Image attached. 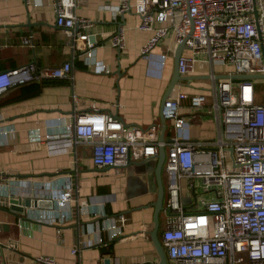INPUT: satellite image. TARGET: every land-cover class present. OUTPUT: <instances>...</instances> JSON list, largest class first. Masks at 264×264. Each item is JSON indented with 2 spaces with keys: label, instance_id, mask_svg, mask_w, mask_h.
I'll return each instance as SVG.
<instances>
[{
  "label": "built area",
  "instance_id": "1",
  "mask_svg": "<svg viewBox=\"0 0 264 264\" xmlns=\"http://www.w3.org/2000/svg\"><path fill=\"white\" fill-rule=\"evenodd\" d=\"M118 1V16L132 13L139 19V30L152 32L141 55L150 54L169 35L176 45L185 40L178 75L189 78L199 65L209 68L205 89L196 94L175 90L159 112L163 125L130 126L117 115L92 106L63 126L49 127L45 136L38 128L30 130L28 142L73 139L75 145L90 148L92 164L99 170L123 168L128 160L156 159L159 148H164L162 214L167 228L161 234V244L168 262L264 264V103L257 102L261 99L256 88L259 79H232L264 76V0ZM52 2L55 25L68 38L69 47L77 56L90 60L98 46L97 40H89L95 36L93 22L67 17L62 0ZM109 43L118 52L124 49L121 29L110 36ZM86 66L97 75L111 72L101 62ZM219 67L225 70L217 71ZM71 71V62L42 69L30 62L0 72V98L31 82L71 80ZM183 102H187L188 114L203 113L211 119L216 127L214 138H191L187 117L182 114ZM13 136L12 127L0 128V147L11 144ZM73 177L69 172L36 181L0 175V197L51 201V210L29 208L18 219L62 226L73 220V204L77 203ZM183 189L193 196L194 212H186ZM104 205L91 198L79 209L80 214L102 221L84 226L83 237L71 255L80 248L110 245L122 235L126 216L110 215ZM107 260V264H120L117 259ZM33 264L60 263L38 256Z\"/></svg>",
  "mask_w": 264,
  "mask_h": 264
},
{
  "label": "crops",
  "instance_id": "2",
  "mask_svg": "<svg viewBox=\"0 0 264 264\" xmlns=\"http://www.w3.org/2000/svg\"><path fill=\"white\" fill-rule=\"evenodd\" d=\"M118 3V0H62L67 17L76 16L94 24L98 46L86 61L72 51L68 38L56 27L52 0H0V72L30 62L40 69L56 68L65 62L72 64L71 80L46 86L37 96L0 109V128L14 130L11 144L0 147V175L47 181L56 174L72 172L77 198L73 204V220L62 226L14 219L0 211V223L9 225L8 232L0 233V245L6 246L0 247V264H33L38 256H48L60 264H103L108 258L117 259L120 264H157L159 261L150 240L153 226L150 204L156 200V159L131 161L133 164L125 168L100 171L92 164L90 148L75 145L73 139L39 143L27 140L30 130L38 128L45 136L49 127L63 126L76 114L89 112L92 106L100 112L117 115L130 126L148 127L160 122L162 99L173 72L174 38L169 35L150 54L142 56L141 49L152 32L139 30V19L132 13L118 16L115 11ZM120 29L125 47L118 52L111 47L109 38ZM94 61L101 62L111 72L94 74L86 66ZM118 69L120 74L116 73ZM208 69L199 65L189 77L190 82H183L175 90L186 94L202 92ZM26 93L27 89L14 88L1 98L10 101ZM263 101L261 98L257 102ZM182 105L191 138H214L216 127L211 119L203 113L188 114L187 102ZM188 196L183 189L182 202ZM91 198L105 203L106 213L123 214L127 221L122 235L104 251L105 255L101 247L92 246L80 248L74 256L71 249L82 239L84 228L96 220L102 221L79 213ZM190 207H185L186 212L196 210L194 202ZM161 216L160 241L167 228L162 213ZM91 237L96 239L97 235Z\"/></svg>",
  "mask_w": 264,
  "mask_h": 264
},
{
  "label": "water",
  "instance_id": "3",
  "mask_svg": "<svg viewBox=\"0 0 264 264\" xmlns=\"http://www.w3.org/2000/svg\"><path fill=\"white\" fill-rule=\"evenodd\" d=\"M254 15L257 17V13L254 12ZM30 24L27 25L29 27ZM40 25V24H37ZM192 31V29H191ZM91 43L95 42V36H90L89 38ZM184 41H182L180 44L176 45L174 54H173V72L172 76L170 78V82L168 84L167 90L163 96L161 108L163 107L164 102L166 99L173 93L176 86L180 85V81H189L190 78L186 77H180L178 75V62L180 55L182 53V50L184 49ZM117 74H120V70L118 69L116 71ZM218 78H226V76H218ZM232 79H264V76H232ZM161 124H164V120L160 119ZM164 136V126H162L159 140L161 141ZM165 161V150L164 148H159L158 155L156 157V166L154 170V178L156 183V200L154 203L150 204L153 208V216H152V231L150 232V240L152 242V245L155 249V252L158 256V263L157 264H169L167 256L165 254V251L162 247L160 238H159V232H160V214L163 211V202L165 199V188L162 181V168ZM133 164L130 160L127 161V165L129 166ZM125 166V167H126ZM124 167V168H125ZM111 169H120L116 167L112 168H105L100 171H108ZM98 170V169H97ZM29 208H38L42 210H51L53 208V203L51 201H44V200H33L30 198H17V199H8L5 197H0V211L12 216L14 219L19 218V214L23 213L26 209ZM9 225L0 223V233L1 232H8ZM0 247L5 248L6 246L0 245ZM105 263H108V260H105Z\"/></svg>",
  "mask_w": 264,
  "mask_h": 264
},
{
  "label": "trees",
  "instance_id": "4",
  "mask_svg": "<svg viewBox=\"0 0 264 264\" xmlns=\"http://www.w3.org/2000/svg\"><path fill=\"white\" fill-rule=\"evenodd\" d=\"M64 81H66V80H42L40 82L28 83V85L25 84L26 86L22 85V86L15 87V89L18 88L19 90L27 89L28 93H26L25 95H22L20 97H16L14 99H11L10 101H5V100H2V98H0V109L4 106L8 105L9 103H16L19 100L27 99L30 97H35L38 94H40V92L42 91V89L44 87L62 85V84H64ZM111 246H112V244L102 246L101 247L102 248V254L105 255L106 253L104 251L105 250L107 251L109 248H111Z\"/></svg>",
  "mask_w": 264,
  "mask_h": 264
},
{
  "label": "rangeland",
  "instance_id": "5",
  "mask_svg": "<svg viewBox=\"0 0 264 264\" xmlns=\"http://www.w3.org/2000/svg\"><path fill=\"white\" fill-rule=\"evenodd\" d=\"M224 67H219L217 69V71H224ZM236 83L240 80H234ZM257 84H256V88H257V94L261 97L264 98V81L262 79L256 80ZM205 87V86H204ZM264 102V101H263ZM132 167V166H130ZM145 167V166H144ZM183 203L185 207H190L193 204V197L192 196H188V197H184L183 199ZM193 209V207H190ZM197 208V207H195ZM160 217L162 219V216L160 214ZM0 259H1V253H0Z\"/></svg>",
  "mask_w": 264,
  "mask_h": 264
}]
</instances>
